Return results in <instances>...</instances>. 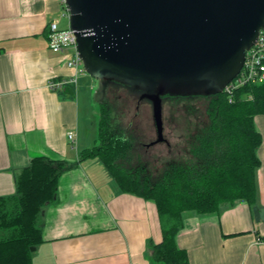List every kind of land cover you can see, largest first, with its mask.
I'll use <instances>...</instances> for the list:
<instances>
[{
  "label": "crops",
  "instance_id": "0c3cea01",
  "mask_svg": "<svg viewBox=\"0 0 264 264\" xmlns=\"http://www.w3.org/2000/svg\"><path fill=\"white\" fill-rule=\"evenodd\" d=\"M61 16L68 8L60 0H0V197L17 194L18 176L34 157L62 159L68 168L57 198L44 207V241L32 264H163L154 258V245L163 240L156 204L124 193L98 157H81L96 141L82 125L92 105L89 83L81 90L80 78L77 85L50 86L76 72L67 64L75 49L49 44L52 21L70 27L61 26ZM256 123L263 137L257 200L208 214L184 212L175 241L190 264H264V243L256 241L264 220L256 222L252 211L264 208V114Z\"/></svg>",
  "mask_w": 264,
  "mask_h": 264
},
{
  "label": "trees",
  "instance_id": "16d2710c",
  "mask_svg": "<svg viewBox=\"0 0 264 264\" xmlns=\"http://www.w3.org/2000/svg\"><path fill=\"white\" fill-rule=\"evenodd\" d=\"M130 88L137 102L143 91ZM166 97L178 105L186 128L177 145L166 137L167 153L155 158L143 152L147 146L133 123L124 121L127 111L106 99L95 144L81 157H98L124 193L156 204L163 233L162 242L154 245L156 261L190 264L188 252L175 241L184 212L208 214L238 200L250 205L257 200L263 137L256 118L264 114V82L248 83L232 94L213 88L206 94ZM67 168L62 159L36 156L19 174L17 194L0 197V264H32L31 248L44 241V207L57 198Z\"/></svg>",
  "mask_w": 264,
  "mask_h": 264
},
{
  "label": "water",
  "instance_id": "95a60500",
  "mask_svg": "<svg viewBox=\"0 0 264 264\" xmlns=\"http://www.w3.org/2000/svg\"><path fill=\"white\" fill-rule=\"evenodd\" d=\"M85 70L143 91L164 142L162 97L206 94L242 71L264 0H65ZM256 221L264 208H254ZM37 247H32L34 252Z\"/></svg>",
  "mask_w": 264,
  "mask_h": 264
},
{
  "label": "rangeland",
  "instance_id": "374dc122",
  "mask_svg": "<svg viewBox=\"0 0 264 264\" xmlns=\"http://www.w3.org/2000/svg\"><path fill=\"white\" fill-rule=\"evenodd\" d=\"M60 18L64 20V24L61 26L68 27L70 18L68 16H61ZM79 78L80 90L81 87L83 88L87 85V82L89 83L88 88L90 90L89 95L92 99V105L90 112H88L87 120L84 122V119H82V125L84 124V135L87 137L89 136L88 138H90L91 141H94V138H97L99 119L102 114L103 102H105L106 99L119 103V107L124 111H127V117L124 121L127 123H133L139 137L142 138L141 141L144 145L151 144L152 141L157 139L153 104L149 99L144 98L143 101H141L142 95H140L138 101L136 102V99H132L129 95V91L131 89L129 85L113 80L95 78L87 70H85L84 74L80 75ZM112 89L114 90L111 91ZM169 100V97L162 99V103L164 104L163 113L165 117L164 135L173 145H177L179 134H181V132H183L186 128L181 125L182 118L179 117L180 112L178 111V105L175 106L174 104H170ZM180 111H182L181 108ZM256 124L258 130H260V125L258 123ZM86 128L89 131H87ZM170 149L171 146L168 147L165 142L156 143L153 146L150 145L148 147L144 146L142 148L143 152H146L155 158L158 157V155L167 153ZM255 207L256 205L252 207V211L254 220L256 221L254 211Z\"/></svg>",
  "mask_w": 264,
  "mask_h": 264
},
{
  "label": "built area",
  "instance_id": "2783aa9c",
  "mask_svg": "<svg viewBox=\"0 0 264 264\" xmlns=\"http://www.w3.org/2000/svg\"><path fill=\"white\" fill-rule=\"evenodd\" d=\"M65 3V0H60ZM66 5V4H65ZM68 16H70L68 10ZM49 44L51 48L65 51L73 47L75 54L73 58L67 60L68 66L75 69V74L69 78H63L58 81L51 82L52 89H61L65 85L78 84L79 75L85 71L83 59L81 58L77 49V36L75 31L70 27L61 29L59 22L54 20L49 25ZM264 82V29L260 31L258 40L246 53V61L241 73L232 80L226 87L225 91L232 94L235 89L246 85L248 83H261ZM68 137L72 142H76V132L69 131ZM256 241L264 243V236H258Z\"/></svg>",
  "mask_w": 264,
  "mask_h": 264
},
{
  "label": "flooded vegetation",
  "instance_id": "af4514ba",
  "mask_svg": "<svg viewBox=\"0 0 264 264\" xmlns=\"http://www.w3.org/2000/svg\"><path fill=\"white\" fill-rule=\"evenodd\" d=\"M165 138H166V137H165ZM166 140H167V139H166ZM166 140L164 141L165 143H167ZM154 141H155V140H154ZM152 142H153V141H152ZM152 142H151V143H152ZM153 145H154V144H152L151 146H153ZM146 146L148 147V146H150V145H149V144H146Z\"/></svg>",
  "mask_w": 264,
  "mask_h": 264
}]
</instances>
